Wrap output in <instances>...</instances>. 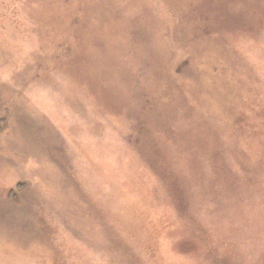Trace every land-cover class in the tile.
<instances>
[{
    "label": "rangeland",
    "instance_id": "rangeland-1",
    "mask_svg": "<svg viewBox=\"0 0 264 264\" xmlns=\"http://www.w3.org/2000/svg\"><path fill=\"white\" fill-rule=\"evenodd\" d=\"M0 264H264V0H0Z\"/></svg>",
    "mask_w": 264,
    "mask_h": 264
}]
</instances>
